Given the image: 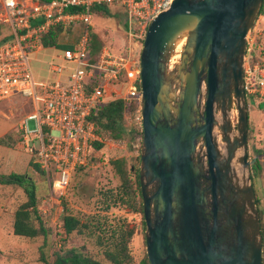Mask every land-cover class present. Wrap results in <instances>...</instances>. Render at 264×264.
I'll return each mask as SVG.
<instances>
[{
	"label": "water",
	"instance_id": "1",
	"mask_svg": "<svg viewBox=\"0 0 264 264\" xmlns=\"http://www.w3.org/2000/svg\"><path fill=\"white\" fill-rule=\"evenodd\" d=\"M263 2L173 0L148 27L139 176L150 264H263L244 89Z\"/></svg>",
	"mask_w": 264,
	"mask_h": 264
},
{
	"label": "built area",
	"instance_id": "2",
	"mask_svg": "<svg viewBox=\"0 0 264 264\" xmlns=\"http://www.w3.org/2000/svg\"><path fill=\"white\" fill-rule=\"evenodd\" d=\"M172 3L173 0H0V28L8 30L7 39L0 43V102L22 96L31 103L33 110L21 126L22 143L36 156L54 193H64L76 170L101 157L102 149H96L95 143H110L115 148L124 143L123 139L101 135L90 119L105 103L125 100L127 130L136 135L137 146H141V48L151 22ZM98 5L125 13V42L120 52L105 44L94 60L89 47L90 27L92 10ZM262 7L264 10V2ZM78 24L84 28L72 47L44 44L43 39L53 27L63 25L66 30ZM260 39L253 28L245 53V97L248 105L255 106L264 101V44ZM135 101L138 105L132 108ZM30 120H34L35 127L30 126ZM260 149L264 169V139Z\"/></svg>",
	"mask_w": 264,
	"mask_h": 264
},
{
	"label": "rangeland",
	"instance_id": "3",
	"mask_svg": "<svg viewBox=\"0 0 264 264\" xmlns=\"http://www.w3.org/2000/svg\"><path fill=\"white\" fill-rule=\"evenodd\" d=\"M121 22L114 17L95 16L91 26L104 43L108 44L116 52L122 51L125 42L123 23L125 13L118 12ZM84 26L78 24L72 26L71 31H64L60 40L75 43L80 37ZM253 28L256 34H260V43L264 44V13L259 15ZM8 34V30L0 28V41ZM39 64L36 63V71L39 72ZM33 110L28 99L17 96L0 102V174L13 172L31 176L38 186L39 210L46 226L49 228L47 246L45 248L49 260H54V253L59 250L75 248L87 254L96 255L97 258L110 263L104 258L101 248L94 239L76 232L67 235L63 227V215L68 208V213L81 217L104 216L105 214L122 218L136 227V233L130 244L133 256L130 264H140L147 256L146 224L144 214L133 212L128 207L117 204L106 209L111 201L105 196L108 190H117L120 178L115 173L112 160L125 157L128 167L140 166L141 146H137L139 140L126 136L124 143L115 148L107 144L99 151L98 158L85 167L76 170L70 184L64 193H54L49 178L42 171L35 169L33 163L36 156L26 150L22 143L23 120ZM249 128L248 146L249 159L254 149L262 147L264 139V107L249 103ZM30 126L35 127L34 120H30ZM237 132V130H236ZM38 145V143H37ZM117 146V145H116ZM133 167V168H134ZM252 182L254 180L252 179ZM260 207L263 209L262 229L264 232V174L258 183H255ZM26 200V193L17 184H2L0 182V264H44L40 260V247L45 244L44 237L29 238L15 235L13 232L14 214L17 208ZM264 257V252H263Z\"/></svg>",
	"mask_w": 264,
	"mask_h": 264
},
{
	"label": "trees",
	"instance_id": "4",
	"mask_svg": "<svg viewBox=\"0 0 264 264\" xmlns=\"http://www.w3.org/2000/svg\"><path fill=\"white\" fill-rule=\"evenodd\" d=\"M42 3L49 2L50 0H39ZM95 16H106L117 18L119 9H113L106 5L95 6L92 10ZM264 13L263 7H261L260 15ZM125 19V18H124ZM123 23V30L125 29V20ZM72 26H68L66 30L63 25L53 27L47 37L43 39L45 45L56 44L60 48H69L73 44H60V35L64 31H71ZM7 38L5 37L0 41L2 43ZM106 43L99 38L98 34L94 32L90 27V50L93 59L96 60L101 48ZM112 48V47H111ZM113 49V48H112ZM115 51V50H114ZM138 103L135 101L131 104L132 108H136ZM261 107H264V101L260 103ZM126 102L122 98L111 100L104 105L96 109L90 116V119L95 121L97 131L103 135L112 139L122 140L126 136L135 138L132 132H128L125 121ZM141 133L139 136L141 137ZM105 146L102 142L94 144L96 149H102ZM262 149H254V154L251 156V178L254 180L253 185L256 194V202L260 212V220L262 223L263 209L260 207V198L257 194L255 183L261 180L264 174L263 166L260 162ZM95 159L94 157L92 158ZM140 159V158H139ZM34 167L38 171H44L40 168L37 162L33 163ZM112 166L115 173L120 178V184L117 190H108L105 192V196L110 198L105 208L108 210L111 206L117 204L128 207L130 211L141 212L143 211V200L140 185L139 167H128V160L125 157H120L112 160ZM134 167V168H133ZM85 168V167H81ZM79 168V169H81ZM0 182L2 184H17L22 187L26 193V200L20 204L14 214L13 232L15 235L36 238L39 236L44 237V243L40 247V260L44 264H109L93 254H87L79 251L75 248L69 250H59L54 253V260L50 261L49 256L46 253V244L49 236V228L46 226L43 218L40 215L39 210V197L38 186L31 176L27 174L11 173L0 174ZM68 208L63 215V227L67 235L74 232L88 236V238L94 239L96 237V244L101 248L104 258H106L112 264H130L132 262V254L130 244L133 236L136 233V227L129 224L122 218H114L107 214L104 216H87L85 220L81 217L68 213ZM263 246H264V232ZM140 264H150L148 256L140 262ZM264 264V257H263Z\"/></svg>",
	"mask_w": 264,
	"mask_h": 264
}]
</instances>
